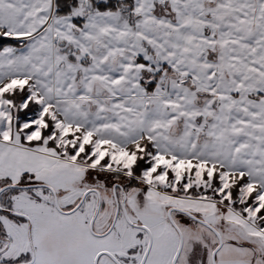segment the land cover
Listing matches in <instances>:
<instances>
[{"label": "snow or ice", "instance_id": "snow-or-ice-1", "mask_svg": "<svg viewBox=\"0 0 264 264\" xmlns=\"http://www.w3.org/2000/svg\"><path fill=\"white\" fill-rule=\"evenodd\" d=\"M0 264H264V0H0Z\"/></svg>", "mask_w": 264, "mask_h": 264}]
</instances>
